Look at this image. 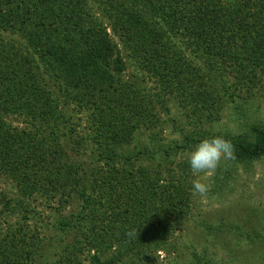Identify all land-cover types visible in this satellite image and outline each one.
<instances>
[{
	"label": "trees",
	"instance_id": "1",
	"mask_svg": "<svg viewBox=\"0 0 264 264\" xmlns=\"http://www.w3.org/2000/svg\"><path fill=\"white\" fill-rule=\"evenodd\" d=\"M225 1L228 5L222 0H0V264L36 262L40 237L26 227L34 211L29 199L36 197L47 200V205L57 198L55 210L60 213L76 198L87 212L83 218L87 228H82L86 240L76 239L62 256L63 264H78V252L98 249L100 243L106 252L119 245L112 264H148L150 253L168 248L190 212L189 164L172 162L180 166L178 174L166 160L154 173L143 167H119L112 161L115 142L109 137L125 139L131 129L145 123V116L137 106L134 114L140 118L129 125L131 129L125 125V116L120 125H112L108 115L119 112L110 100L108 105L96 94L98 89H90L92 77L64 69L69 56L80 52L98 70L97 79L107 67L116 72V79L125 70L107 27L92 20L91 12L99 9L115 22L117 34L135 22L134 16H146L157 25L162 37L158 56L175 79L172 86L181 95L191 96L195 114L207 110V102L213 105L218 91L234 99L225 75L237 68L246 69L238 96H250L264 71L258 73L264 65V0ZM178 34L188 37L186 45L193 52L204 49L209 53H202L207 59L204 66L199 67L193 58L185 61L182 48L172 57L160 50L167 45L164 38L172 40ZM106 51L112 55L107 62ZM72 104L87 114L93 149L100 156L108 153V168L92 165L86 169L72 161L69 148L62 144L63 137L78 131L68 127L69 119L58 107ZM14 119L27 122L29 128H14ZM217 136L234 145L236 162L264 157V126L254 125L238 136ZM187 142L194 140L188 136ZM78 144L74 151L79 150ZM163 165L174 180L162 176ZM139 172L141 178L135 179ZM13 215L16 225L7 218ZM60 223L66 229L76 227L62 218ZM129 257L131 263L126 261ZM93 258L100 262L97 255Z\"/></svg>",
	"mask_w": 264,
	"mask_h": 264
},
{
	"label": "rangeland",
	"instance_id": "2",
	"mask_svg": "<svg viewBox=\"0 0 264 264\" xmlns=\"http://www.w3.org/2000/svg\"><path fill=\"white\" fill-rule=\"evenodd\" d=\"M222 3L228 5L225 0ZM91 13L92 20L107 27L117 45L116 52L124 60L125 70L116 79L113 76V72H116L112 69L108 71L107 67L102 71L107 72L97 79L98 70L85 60L82 53L74 52L69 56V64L64 72L84 78L92 77L88 80L90 89H98L96 94L108 105L110 100L119 112L108 115V121L112 125H120V119L125 116V125L131 129L129 125L140 118L134 114L137 106L145 116L146 119L142 118L146 120L145 123L138 129H131V134L125 139L109 137L110 142H115L116 155L112 161L119 167H143L148 169V173H154L159 164L166 160L165 163L178 174L181 172L180 166H172L171 163L187 162L189 151L201 138L217 134L238 136L248 133L254 125L264 126V65L258 71L259 74L263 72L257 87L252 89L251 97L247 93L244 97L238 96L241 93L238 87L246 69L237 68L225 75L227 85L232 86L230 91L236 94L234 99H229L222 90L218 91L214 104L207 102L209 107H206L203 102V106L208 109L195 114L192 111L191 96L187 93L181 95L172 86L171 82L175 83V79L168 75L169 67L158 56V49L162 46L159 40L162 37L151 19L134 16L135 22L129 26L127 23L126 29L117 34L113 30L115 22L101 10L94 9ZM168 39L164 38L167 45L160 49L164 54L172 57L182 48L187 57L184 58L185 61L193 58L199 67L206 64L207 59L202 53H209L204 49L203 52H193L186 45L188 37L178 34L172 40ZM104 58L107 62L112 55L106 51ZM160 77L164 78V83ZM169 85L172 87L168 88ZM214 85L218 87L216 81ZM217 89L220 90L221 87ZM50 106L53 108V103ZM58 109L69 119L68 127L78 131L71 134V137L67 135L61 139L62 144L69 148L72 161L79 162L86 169L92 165L108 168V153L100 156L93 149L87 114L80 113L74 104L66 107L63 105ZM12 126L29 128L28 123L20 119H14ZM188 136L193 138L194 143L187 142ZM77 144L79 150L74 151ZM169 148L167 156L165 151ZM125 158L127 163H124ZM167 168L162 166V176L172 181L174 177ZM134 177L140 179L141 173ZM197 178L207 185L206 193L194 195L191 187L189 188V215L183 220V226L175 232L168 248L150 253L148 264H204L207 261L211 264H264V157L246 162L222 158L215 169L200 173L198 177L191 173L188 184L192 185V181ZM166 183L169 181H165ZM87 194L89 199L92 198L90 189ZM56 199L48 202V205L47 200L41 197L29 199L34 211L30 214L26 227L40 237L34 264H63L61 260L66 251L73 248L76 239L84 238L82 228L86 229L88 223L83 219L87 215L86 210H82L81 204L74 198L71 205L68 204L60 213L55 210ZM7 218L16 225L17 218L14 215ZM61 218L65 223L71 222L76 227L66 229L60 223ZM76 222L78 225H75ZM49 245L52 246L48 247ZM114 247L106 252L104 245L100 243L98 249H84V253H77L78 264H104L105 260L112 264L119 245L115 244ZM95 255L100 262L94 260ZM130 259H126L127 263L132 262Z\"/></svg>",
	"mask_w": 264,
	"mask_h": 264
},
{
	"label": "clouds",
	"instance_id": "3",
	"mask_svg": "<svg viewBox=\"0 0 264 264\" xmlns=\"http://www.w3.org/2000/svg\"><path fill=\"white\" fill-rule=\"evenodd\" d=\"M222 158H234V145L223 136L203 137L195 144L187 155V163L194 176L215 169ZM191 190L194 195H203L207 185L199 178L192 181Z\"/></svg>",
	"mask_w": 264,
	"mask_h": 264
}]
</instances>
